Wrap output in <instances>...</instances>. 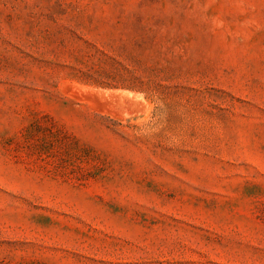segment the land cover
I'll return each instance as SVG.
<instances>
[{
  "label": "rangeland",
  "instance_id": "374dc122",
  "mask_svg": "<svg viewBox=\"0 0 264 264\" xmlns=\"http://www.w3.org/2000/svg\"><path fill=\"white\" fill-rule=\"evenodd\" d=\"M0 264H264V0H0Z\"/></svg>",
  "mask_w": 264,
  "mask_h": 264
},
{
  "label": "bare ground",
  "instance_id": "6f19581e",
  "mask_svg": "<svg viewBox=\"0 0 264 264\" xmlns=\"http://www.w3.org/2000/svg\"><path fill=\"white\" fill-rule=\"evenodd\" d=\"M98 98H108V100L112 99V101H118V102H124V101H129L132 102L136 107L137 105V96L126 94V93H112V94H107V93H97L96 94ZM105 100V99H104ZM107 102V101H106ZM110 104V103H109Z\"/></svg>",
  "mask_w": 264,
  "mask_h": 264
}]
</instances>
